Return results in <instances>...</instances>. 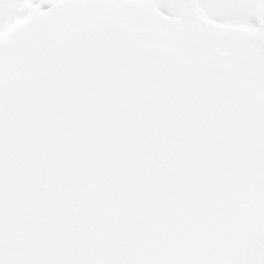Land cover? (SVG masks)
I'll use <instances>...</instances> for the list:
<instances>
[{
    "label": "snow or ice",
    "instance_id": "1",
    "mask_svg": "<svg viewBox=\"0 0 264 264\" xmlns=\"http://www.w3.org/2000/svg\"><path fill=\"white\" fill-rule=\"evenodd\" d=\"M0 264H264V0H0Z\"/></svg>",
    "mask_w": 264,
    "mask_h": 264
}]
</instances>
